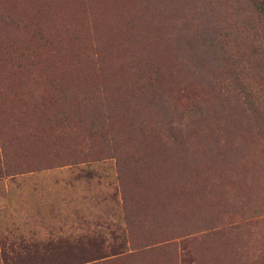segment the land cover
Masks as SVG:
<instances>
[{"label": "rangeland", "instance_id": "obj_1", "mask_svg": "<svg viewBox=\"0 0 264 264\" xmlns=\"http://www.w3.org/2000/svg\"><path fill=\"white\" fill-rule=\"evenodd\" d=\"M255 1L0 0V13L26 26L12 48L32 49L38 71L83 101L72 103L73 141L57 134L49 153L30 147L16 158L10 149L35 145L21 96L52 90L1 70L0 140L22 166L0 174V248L56 249L0 264H264V11ZM15 30L0 21V45Z\"/></svg>", "mask_w": 264, "mask_h": 264}, {"label": "trees", "instance_id": "obj_2", "mask_svg": "<svg viewBox=\"0 0 264 264\" xmlns=\"http://www.w3.org/2000/svg\"><path fill=\"white\" fill-rule=\"evenodd\" d=\"M254 7L258 11H264V0H257L254 2ZM48 20L47 23H50L51 18L47 17ZM0 21H3L5 23H13L16 24V30L15 33L10 34L8 36L3 37V43L0 45V75H3L1 73V70L5 68L6 66H9V70L12 71L11 74H13V77H16V75H19V77L24 73H30L32 76V79L37 81L42 87H48L52 90V92L48 95H40L39 92H37V88L31 89L26 92L25 96H21V100L23 102H27V104L30 105L32 108L31 110L34 111L35 119H34V125L33 130L31 132V138L35 142L34 146L29 145H20L16 149L12 148L10 149V152H14L13 156L16 158H22L23 155H26L30 147L37 148L40 151H48V144L49 141H52L54 137L59 135H64L66 137H69L72 141L78 136V132L75 131L76 128L72 126L71 120L74 117L70 114L71 107L73 105L80 104L83 101L78 99V96L75 95L72 92H69L65 88L58 86L56 84V79L52 77V75H49V73H44L41 69L38 71V55L37 53L33 54L32 49L28 50L25 48L23 44H21L20 47L12 48V45L16 42H21L20 34L24 33L25 25H19L18 22L14 21L13 18L5 13H0ZM33 36H38V38L42 39L41 46L47 47L52 44V42L46 38L43 35L42 29L39 27H34ZM57 53L66 54L67 48H60L58 49ZM35 57L36 63H34L33 59ZM1 82V79H0ZM1 86V83H0ZM6 89L19 92L20 88L18 86H15L14 84L7 83L5 86ZM72 103H74L72 105ZM57 104V107L49 112L50 106H54ZM19 124H24V118H23V111H21V114L19 116ZM93 126H96V124H93ZM26 131H28L26 129ZM6 132V131H5ZM25 134V133H24ZM29 135V132H28ZM8 143L10 142V139L7 138ZM84 141V140H82ZM19 142V140L17 141ZM82 143V142H81ZM7 145V142L0 140V150L2 153V156H4L3 162L0 163V174L2 172L7 171L10 172L13 169L19 168L22 166V164L12 163L8 159V156H6L5 153V147ZM90 150V147H89ZM4 152V153H3ZM49 153V151L47 152ZM80 154L73 153V156L76 158H79L82 156H91L93 153L90 152H79ZM78 159L73 160L71 164H77L79 165L80 162H90L98 160L95 157L81 160L80 162L77 161ZM87 167H91V164H89ZM88 170L92 171V168H88ZM90 174V173H89ZM51 244H54L51 240H41L34 242V245H41V246H50ZM56 248H0V259L3 261H6L9 259V255L12 253L17 252H37V253H47L52 250H55ZM100 258V257H98ZM64 259H71L69 257ZM56 263H59L61 260H55ZM67 261V260H63ZM79 263V262H78ZM78 263H70V264H78Z\"/></svg>", "mask_w": 264, "mask_h": 264}]
</instances>
